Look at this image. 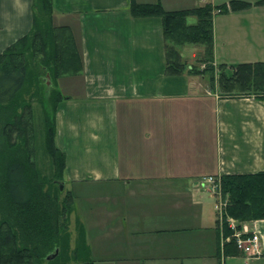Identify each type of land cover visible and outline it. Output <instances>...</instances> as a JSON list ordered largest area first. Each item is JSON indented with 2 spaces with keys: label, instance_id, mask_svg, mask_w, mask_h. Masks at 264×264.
<instances>
[{
  "label": "crops",
  "instance_id": "obj_1",
  "mask_svg": "<svg viewBox=\"0 0 264 264\" xmlns=\"http://www.w3.org/2000/svg\"><path fill=\"white\" fill-rule=\"evenodd\" d=\"M230 1L52 0L54 24L70 27L80 47L79 74L58 81L66 99L55 145L63 182L94 200L76 213L94 264H264V220L241 225L261 240V256L247 258L222 241L217 199L200 186L264 172V101L224 96L217 80L168 75L161 20L130 14L132 2L174 11ZM239 1L251 7L217 15L235 22L213 18L216 67L264 62V6ZM32 2L0 0V53L29 33ZM99 241L121 254L100 255Z\"/></svg>",
  "mask_w": 264,
  "mask_h": 264
},
{
  "label": "trees",
  "instance_id": "obj_2",
  "mask_svg": "<svg viewBox=\"0 0 264 264\" xmlns=\"http://www.w3.org/2000/svg\"><path fill=\"white\" fill-rule=\"evenodd\" d=\"M256 5L264 6V0ZM250 7V3L233 0L219 6L207 3L166 11L160 3L132 2L130 14L161 20L168 75L187 72L204 77L210 84L217 80L224 96L264 101V62L214 65V16ZM189 47L201 50L196 64H190L184 55ZM80 69L77 39L70 27L54 24L52 0H33L29 33L0 53V264H94L79 220L75 246L70 249L69 221L76 197L72 190L62 193L65 155L55 145V111L66 99L58 81L77 76ZM46 75L50 88L43 83ZM28 88L33 90L24 98L22 94ZM33 101L40 109V123L33 122ZM35 126L42 127L49 165L46 173L32 158ZM216 184L214 196L217 203L224 204L222 212L216 213L219 234L232 235L228 218L238 228L264 220V172L224 175ZM225 244L238 251L234 240ZM56 251L54 259H46Z\"/></svg>",
  "mask_w": 264,
  "mask_h": 264
},
{
  "label": "rangeland",
  "instance_id": "obj_3",
  "mask_svg": "<svg viewBox=\"0 0 264 264\" xmlns=\"http://www.w3.org/2000/svg\"><path fill=\"white\" fill-rule=\"evenodd\" d=\"M257 1H259V0H253V2H254V5H256V2ZM259 6V5H258ZM263 7V6H262ZM252 13H254L256 16H260V15H262V13H259V11L258 10H253L252 11ZM215 18H216V20H217V23H218V25H220V27H226V26H228L229 24H231V22H235V20H238V19H236V18H238V17H230V18H227V17H225V16H215ZM57 24V23H56ZM197 52V48H193V47H189V48H186V50H184V55H185V57H187L188 59H189V63L190 62H192V57H191V55L192 54H194V53H196ZM67 62V60L64 62V63H66ZM192 63H195L196 64V59H195V61H193ZM191 64V63H190ZM46 76H49V75H46ZM46 76H45V78L43 79V83L48 87V88H50V87H52L51 86V81H50V77H49V82H50V84L48 85L47 84V81H48V79L46 78ZM70 78H71V76H69ZM69 78V79H70ZM64 84H65V81H64ZM65 88H66V86H65ZM33 90V88H31V89H26L24 92H23V94H22V96L24 97V98H27V93L29 92H31ZM36 101H33V122H34V124L35 123H37V122H39L40 121V109H39V106H38V104L36 103ZM36 111V112H35ZM40 123V122H39ZM41 129H42V127H36L35 126V128H34V130H33V132H34V135H35V137H34V139H33V142H32V144H31V149L33 150V156H32V158H33V160H34V162H35V164H36V166H37V168H39L43 173H46L48 170H49V165H48V160H47V158H46V156L44 155V148H43V138H42V131H41ZM69 188H70V186H69V184H67V183H63V189H62V193L64 194L66 191H68L69 190ZM78 189V188H77ZM79 190V189H78ZM102 190V189H101ZM88 198V196L86 195L83 199H80V198H76L74 201V212L70 215V221H69V231H70V233H71V239H70V249L72 250L73 248H74V246H75V240H76V237H77V227H76V220L78 221L79 219H78V217H77V215H76V213L77 212H80V210L81 211H83V212H87L88 211V209H89V205H90V203H92V201H94V200H89V199H87ZM115 208H113V210H114ZM82 214V213H81ZM79 222H81L80 220H79ZM84 229H85V227H84ZM85 231H86V229H85ZM88 232H86V239H88ZM96 249H98V253L100 254V255H104V254H106V253H109V257L110 256H114V254H117V255H119V254H121V251L120 250H118V248H115V247H110V246H108L104 241H99L97 244H96V246H94V250H96ZM105 257V256H104ZM104 257H102V256H97V258H101L100 260H103V258ZM43 264H46V263H43Z\"/></svg>",
  "mask_w": 264,
  "mask_h": 264
},
{
  "label": "built area",
  "instance_id": "obj_4",
  "mask_svg": "<svg viewBox=\"0 0 264 264\" xmlns=\"http://www.w3.org/2000/svg\"><path fill=\"white\" fill-rule=\"evenodd\" d=\"M216 180L212 177L203 179L200 186L206 189L208 192L215 194L218 190ZM217 205V212L221 213L224 204L219 202ZM227 223L232 230V235L228 237H222L223 242H229L234 240L236 248L247 258H258L261 256V240L260 236L256 232H250L246 226L237 227V223L228 218Z\"/></svg>",
  "mask_w": 264,
  "mask_h": 264
},
{
  "label": "water",
  "instance_id": "obj_5",
  "mask_svg": "<svg viewBox=\"0 0 264 264\" xmlns=\"http://www.w3.org/2000/svg\"><path fill=\"white\" fill-rule=\"evenodd\" d=\"M46 78L48 79L47 84L49 85V84H50V82H49V76H46ZM60 187H61V189H62V188H63V184H60ZM56 254H57V251L55 252V254H52V255L47 256L46 259H47V260H52V259L55 258Z\"/></svg>",
  "mask_w": 264,
  "mask_h": 264
}]
</instances>
